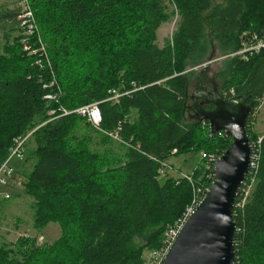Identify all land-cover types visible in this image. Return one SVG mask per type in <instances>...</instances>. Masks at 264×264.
Segmentation results:
<instances>
[{"label":"trees","instance_id":"obj_1","mask_svg":"<svg viewBox=\"0 0 264 264\" xmlns=\"http://www.w3.org/2000/svg\"><path fill=\"white\" fill-rule=\"evenodd\" d=\"M24 1L51 69L35 64L19 35L12 41L5 36L0 164L15 141L30 134L35 161L22 193L33 200L34 228L56 223L60 236L51 244L27 236L13 247L0 245V264H143L144 252L163 245L164 233L193 197L186 180L161 176L163 164L192 153L220 157L231 144L185 112L193 69L208 62L212 44L227 56L217 73L221 93L254 102L246 129L250 142L257 137L252 124L264 98V0L214 6L211 0H170V13L163 0ZM174 16L176 29L159 46L157 31ZM55 81L57 103L43 99ZM111 90L130 94L102 102ZM96 102H102L100 128L117 132L119 140L76 114L50 121V110ZM200 165L190 174L209 188L212 172ZM233 219L234 264H264V136L255 185Z\"/></svg>","mask_w":264,"mask_h":264},{"label":"water","instance_id":"obj_2","mask_svg":"<svg viewBox=\"0 0 264 264\" xmlns=\"http://www.w3.org/2000/svg\"><path fill=\"white\" fill-rule=\"evenodd\" d=\"M212 57L213 54L208 56V62ZM208 71L207 66L200 71L206 77L195 84L190 96L192 107L200 110L199 121L208 122L213 134L223 132L231 138V144L216 160L208 191L185 221L161 264H234L235 261L233 211L248 171L250 141L246 128L254 102L247 103L241 96L224 97L215 79L207 76ZM208 82L213 85L210 92L204 88ZM201 98L204 102L200 108L196 107ZM204 105L210 109L205 110Z\"/></svg>","mask_w":264,"mask_h":264},{"label":"rangeland","instance_id":"obj_3","mask_svg":"<svg viewBox=\"0 0 264 264\" xmlns=\"http://www.w3.org/2000/svg\"><path fill=\"white\" fill-rule=\"evenodd\" d=\"M225 0H211L212 6L224 3ZM167 12L173 10L170 0H163ZM25 5L24 0H0V53L6 43L5 36H9V41L19 35V17L17 19L6 20L5 14L9 12L22 13ZM20 10V11H19ZM4 18V19H3ZM177 17H172L171 22L164 24L163 32L160 33L158 43L161 45L167 39H170L176 29ZM175 23V24H174ZM159 32V31H158ZM210 54H213L211 62H205L201 66L194 68L195 75L199 73L204 66H207L209 76L217 79V73L223 66L222 60L226 57L222 55L223 51L216 44H212ZM194 75V76H195ZM256 138L264 136V98L259 107L253 112L252 124ZM35 144L32 138L28 139L24 145L22 160L13 158L10 166L15 172L14 179L3 189L10 195V199L0 203V245L11 247L12 244L22 237H35L39 244H51L60 236V227L56 223H50L46 227L36 230L33 225L34 210L32 208L33 200L22 193L23 183L26 175L31 171L34 164L33 152ZM209 156L203 153H192L188 155L176 156L166 161L164 166L171 167L175 172L169 173V176L180 177V175H189L198 165L202 163L207 167ZM163 176V175H161ZM160 180L164 179L160 177ZM12 246V247H13ZM147 252H144V255Z\"/></svg>","mask_w":264,"mask_h":264},{"label":"built area","instance_id":"obj_4","mask_svg":"<svg viewBox=\"0 0 264 264\" xmlns=\"http://www.w3.org/2000/svg\"><path fill=\"white\" fill-rule=\"evenodd\" d=\"M19 36H20V44L22 46V50L28 54L29 56L37 57L35 64L40 66L47 65L51 69L50 60L43 44L40 35L38 33V28L35 24V18L31 12L26 10L19 18ZM263 45H258L255 47H250L244 50V52L258 50ZM56 81L51 84V91L44 95L45 100L50 102H58L60 97V92L58 88L55 89ZM130 94V92H118L116 90L109 91V96L103 100L102 102H110V103H118L120 98ZM225 97V96H224ZM102 102H96L89 105H84L74 110H67L63 107H58L57 109L50 110L48 115L51 117V120L58 119L64 116H68L71 114H76L85 119V121L92 126L93 129L113 138L114 140L118 139L117 132L108 133L100 128V124L102 121L101 112L99 109V104ZM203 126H207L209 131V125L202 121ZM211 132V131H210ZM30 134L25 136L24 138L18 139L15 141V146L11 149L10 155L6 161L0 164V203L8 200L10 195L7 194V191H3L6 186L14 179L15 172L10 167V161L13 158H17L18 160H22V153L24 150V145L28 140ZM261 138H257L250 142V157L248 163V171L241 182V185L238 190L237 194V201L235 203L234 209H241L245 205L248 200V197L255 185L256 176H257V169L260 159V147H261ZM219 157L214 155H209L207 170L212 172L213 177V168L216 160ZM164 166V164H163ZM166 169H168L169 173L175 172L170 167L164 166V169L161 171V175L166 173ZM181 179L186 180L191 186L193 190V197L190 206L185 210L181 219H179L173 226L169 227L167 231L164 233V240L163 245L156 250L146 251L147 254H143V264H161L162 260L164 259L165 255L167 254L169 248L171 247L172 243L174 242L175 238L177 237L179 231L181 230L182 226L184 225L187 218L194 212V210L199 206L201 201L203 200L208 188H205L201 182H197L189 175H180ZM10 185V184H9ZM234 216V211H233ZM239 229H237L238 231ZM236 231V228H235Z\"/></svg>","mask_w":264,"mask_h":264},{"label":"flooded vegetation","instance_id":"obj_5","mask_svg":"<svg viewBox=\"0 0 264 264\" xmlns=\"http://www.w3.org/2000/svg\"><path fill=\"white\" fill-rule=\"evenodd\" d=\"M207 76L209 78L215 79V81L219 84V82L217 81V79L215 77L209 76V73H207ZM205 77H206L205 74H200V72H199V73H197L194 76V78L192 80L191 87H190V91H189V95H188L187 102H186V106H185L186 107V110H185L186 115L188 116V118L190 120H199L200 119V116H201L200 110L197 109V108H195V107H192L193 101H192V99H190V96H191L193 90L195 89V84H197V82H198V84H200L205 79ZM195 78H197V81L195 80ZM212 87H213V85L208 82V84L204 88L207 91L210 92L212 90ZM219 87H220V85H219ZM200 93L201 92H199V90H198L197 91V94L201 96ZM203 102H204L203 98L197 100L196 107H199L200 108V106L202 105ZM190 107H192V108L190 109ZM203 108L205 110H209L210 109V107H208L206 105H204Z\"/></svg>","mask_w":264,"mask_h":264},{"label":"bare ground","instance_id":"obj_6","mask_svg":"<svg viewBox=\"0 0 264 264\" xmlns=\"http://www.w3.org/2000/svg\"><path fill=\"white\" fill-rule=\"evenodd\" d=\"M26 10H28L29 12H31V14H32V16H33V19L35 18L34 17V13H33V11L30 9V7H29V5L27 4V1H25V5H24V8H23V12L21 13V15L26 11ZM20 15V16H21ZM20 16H19V18H20ZM35 24H36V26H37V23H36V20H35ZM45 88V87H44ZM100 109V108H99ZM101 112V111H100ZM252 113V112H251ZM251 116V115H250ZM250 118V117H249ZM249 118H248V120H249ZM6 161V160H5ZM11 162V161H10ZM11 167V166H10ZM12 168V167H11ZM236 201H237V199H236ZM236 201H235V203H236Z\"/></svg>","mask_w":264,"mask_h":264},{"label":"crops","instance_id":"obj_7","mask_svg":"<svg viewBox=\"0 0 264 264\" xmlns=\"http://www.w3.org/2000/svg\"><path fill=\"white\" fill-rule=\"evenodd\" d=\"M175 17H177V16H175ZM175 21H176V20H175ZM170 22H171V21H170ZM168 23H169V22L164 23V24H168ZM164 24H163V25H164ZM174 24H175V23H174ZM163 25L158 29L159 32L157 31V44H158L159 46H162V45L164 44V42H163V44H161V45L158 43V42H159V41H158L159 35H160L161 32H163V27H164Z\"/></svg>","mask_w":264,"mask_h":264}]
</instances>
